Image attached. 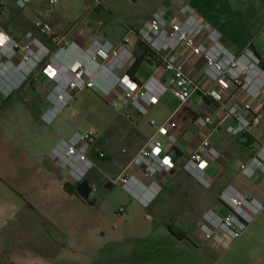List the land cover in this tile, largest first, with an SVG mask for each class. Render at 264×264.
Here are the masks:
<instances>
[{
	"label": "rangeland",
	"instance_id": "obj_1",
	"mask_svg": "<svg viewBox=\"0 0 264 264\" xmlns=\"http://www.w3.org/2000/svg\"><path fill=\"white\" fill-rule=\"evenodd\" d=\"M88 3V0H58L54 6L43 5L42 13L46 14L40 20L51 27L46 35L48 42H44L39 27L35 35L50 53L23 84L8 94L0 91V264H189L198 261L200 254L208 256L212 263L218 253L214 250L211 256L206 251L211 239L201 227L206 214L223 213L209 209L203 215L206 201L193 203L192 210L183 212L180 200L183 185L175 184L171 193L156 203L155 208L166 210L158 215L153 206L145 207L121 183L106 189L109 178L96 164L87 177L98 189L92 196L96 202L91 205L65 190L63 181L70 185L73 181L67 170L57 172L49 158L56 141L58 144L76 132L86 131L104 137L121 115V104L111 101L97 88H86L52 123L42 120L41 113L50 105L46 109L41 103L47 101L53 89L37 87L32 75L44 72L64 39L76 40L73 30L76 22L83 29L88 26L78 15ZM61 6L64 12H56ZM23 19L20 15L18 29L25 30ZM6 21L0 19V31L7 32ZM167 102L179 104L174 97ZM157 105L145 119L154 117ZM119 125L121 129L131 128ZM121 129L112 127L110 132L119 134ZM116 144L119 150L128 149L124 141L118 139ZM179 170L185 172L183 165ZM190 202L187 200V204ZM222 206L227 213L228 209ZM168 225L178 233H186L187 241L171 234ZM192 241L197 251L191 252Z\"/></svg>",
	"mask_w": 264,
	"mask_h": 264
},
{
	"label": "built area",
	"instance_id": "obj_2",
	"mask_svg": "<svg viewBox=\"0 0 264 264\" xmlns=\"http://www.w3.org/2000/svg\"><path fill=\"white\" fill-rule=\"evenodd\" d=\"M1 1V0H0ZM34 0H14L18 9H25ZM52 5L58 0H45ZM90 7L98 8L102 0H88ZM43 35H49V24H38ZM135 36L144 45L156 65L170 75L166 83L152 75L143 82L131 78L126 71L135 60L130 49L131 37ZM26 42L19 44L13 37L0 31V91L8 94L19 87L43 63L49 55L48 47L33 33L26 35ZM58 53L44 69L55 87L49 93V109L42 114V120L48 124L77 99L78 93L86 88H97L111 99L118 93L119 104L123 108L131 107L140 116L145 117L156 106L167 91L178 100V109L159 127L157 135L165 137L173 146L178 138L173 131L178 127L179 114L194 94L212 101L216 112L222 116L200 114L196 123L205 138L186 158L183 169L205 188H211L208 169L210 159H218L219 152L211 146L209 135L219 131L225 118H231L232 124L227 132L240 137L256 126L262 114L255 108L264 87V70L261 60L249 49L240 55L231 53L223 45V36L208 22L197 17L190 6H184L178 15H169L164 9L158 10L138 30H130L119 45L106 40H93L89 45H78L75 38L64 39ZM58 55L75 56L73 63L61 69L54 67ZM15 60L19 62L16 63ZM203 70L209 82L207 87L195 80V75ZM236 89L240 106L226 108L224 94ZM128 119L134 120L131 115ZM151 125L156 124L151 120ZM100 135L94 131L76 132L69 140L61 139L50 152L49 158L57 172L67 170L73 184H81L95 168L90 152ZM101 159L104 154H99ZM167 158L168 163H165ZM143 170L145 178L154 179L163 173L177 170V164L164 149V143L157 137L150 138L131 163ZM129 167L119 177L124 189L145 207L148 205V190L138 178L130 175ZM241 171L251 177L257 172L264 174V143L253 155L250 162L241 166ZM117 180V181H118ZM98 189L92 185V193ZM149 192V191H148ZM150 196V195H149ZM221 202L228 209L225 214H206L202 231L211 239V246L221 254L230 248L233 241L239 239L263 206L231 189L221 194ZM124 209L120 210L123 213ZM209 225L212 227L210 228Z\"/></svg>",
	"mask_w": 264,
	"mask_h": 264
},
{
	"label": "crops",
	"instance_id": "obj_3",
	"mask_svg": "<svg viewBox=\"0 0 264 264\" xmlns=\"http://www.w3.org/2000/svg\"><path fill=\"white\" fill-rule=\"evenodd\" d=\"M46 4L54 6L45 0H34L25 9H18L14 0H1L0 19L7 20L4 26L7 33L19 43H25L27 33L31 32L34 35L37 33L38 24L42 22L40 18L46 14V12L42 13V6ZM88 5L85 9H80L78 13L82 22L88 23V26L83 29L78 22L73 26L74 33L77 35L75 42L78 45H89L95 39L106 40L114 45H119L130 30H138L156 11L164 9L173 16L178 15L184 6H190L199 19L208 22L221 33L223 45L231 53L240 55L249 48L261 60V68L264 70V0H102V5L98 8L90 7V3ZM60 8L61 10H56V12H64V7L61 6ZM27 10H31V12L26 13ZM20 15L24 16L25 30L18 29L21 27ZM130 49L135 56L133 64L137 60L141 61L139 70L135 74L136 81L143 82L154 75L163 82H170V75L156 65L144 45L135 36L131 37ZM75 59L74 55L72 57L58 55L53 65L56 69H61L67 64L73 63ZM15 62L18 63L19 61L15 60ZM130 68L118 72V75L128 73ZM32 76H35L32 80L37 87L46 86L50 90L55 87V82L49 79L44 72ZM195 80L204 87L209 85L202 69L196 73ZM236 92L237 90L233 88L224 94L226 108L240 106ZM170 97L174 96L170 91H167L161 98L159 106L157 105L153 113L154 117L151 119H145L149 114L142 117L133 108L122 107L121 115L109 126V131L104 137L100 136L95 141L90 152V158L94 161L95 166L97 164L103 169L104 175L109 178L105 188L113 189L117 183H121L118 180L119 177L123 176L124 171L130 166V175H134L148 187V190L142 192V195L147 194V207H154L162 196L169 195L175 184L183 185L184 188L180 194L183 212L192 210L193 203L206 201L203 215L209 209L225 214L226 210L219 199L227 189L248 197L262 205L263 209L254 217L241 237L233 241L228 250L218 255L215 254V260L212 263L208 261V256L200 254L198 261L189 264H264V174L257 172L249 177L241 171V166L249 163L264 143V87L257 100L254 101L256 110L262 114L256 126L240 137H233L227 132V128L233 121L231 118H225L221 129L209 135L211 146L220 154L218 159H210L208 169L209 179L212 183L210 190L199 184L185 170L183 172L179 169L188 155L206 137L196 123L197 116L209 114L217 116L219 119L222 115L216 112V106L212 101L202 98L200 94H194L179 114L178 127L173 131L178 138V143L173 146L165 137L157 135L159 127L179 107V104H168L167 100ZM117 98L118 93H115L110 100L119 103ZM41 104L46 109L49 107L48 101ZM128 115H131L134 120L128 119ZM151 120H155L156 124L151 125ZM119 124H125L131 128L129 130L121 129ZM112 127L115 130L121 129V133H111ZM152 137H157L163 141L165 151L176 161L177 170L165 172L154 179H148L145 178L141 168L132 166L131 163ZM118 139L127 143V150L117 148ZM55 145H57V141ZM101 153L105 155V158L99 157ZM100 168L98 170L102 172ZM66 182L63 181L64 184ZM75 197L83 200L79 196ZM187 200H192V203L187 204ZM154 210L158 215L166 211L162 207H154ZM167 228L171 234L177 236L178 232L172 226L168 225ZM179 234L181 240L187 241L186 233L179 232ZM196 238L199 242L202 241L199 236ZM189 243L192 246L190 247L191 252L197 251L196 243ZM206 251L214 256V249L210 244H207Z\"/></svg>",
	"mask_w": 264,
	"mask_h": 264
},
{
	"label": "water",
	"instance_id": "obj_4",
	"mask_svg": "<svg viewBox=\"0 0 264 264\" xmlns=\"http://www.w3.org/2000/svg\"><path fill=\"white\" fill-rule=\"evenodd\" d=\"M1 105V103H0ZM77 194L81 197L86 203L88 204H95L96 200L92 199V185L90 184L89 180H84L81 184L77 187Z\"/></svg>",
	"mask_w": 264,
	"mask_h": 264
},
{
	"label": "trees",
	"instance_id": "obj_5",
	"mask_svg": "<svg viewBox=\"0 0 264 264\" xmlns=\"http://www.w3.org/2000/svg\"><path fill=\"white\" fill-rule=\"evenodd\" d=\"M43 40H44V42H48V40H47V36L46 35H44L43 36ZM141 61L139 60H137L133 65H132V67L130 68V70H129V72H128V74H129V76L131 77V78H133L134 80H136V78H135V74H136V72L139 70V67H140V63ZM78 185L79 184H76V185H70L68 182H66L65 184H64V188H65V190L69 193V194H71V195H75V196H78V194H77V187H78ZM177 236H179V237H181V235L179 234H177Z\"/></svg>",
	"mask_w": 264,
	"mask_h": 264
},
{
	"label": "snow or ice",
	"instance_id": "obj_6",
	"mask_svg": "<svg viewBox=\"0 0 264 264\" xmlns=\"http://www.w3.org/2000/svg\"><path fill=\"white\" fill-rule=\"evenodd\" d=\"M165 163H168V160H167V158H165V161H164Z\"/></svg>",
	"mask_w": 264,
	"mask_h": 264
}]
</instances>
